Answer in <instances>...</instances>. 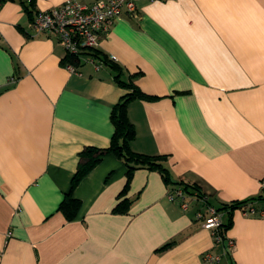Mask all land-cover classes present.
<instances>
[{
	"label": "crops",
	"instance_id": "0c3cea01",
	"mask_svg": "<svg viewBox=\"0 0 264 264\" xmlns=\"http://www.w3.org/2000/svg\"><path fill=\"white\" fill-rule=\"evenodd\" d=\"M64 1L35 0L34 9ZM136 7L99 40L116 69L81 63L75 73L19 2L0 7V264H207L205 252H227L195 220L200 202L183 211L158 171L128 180L112 154L75 187L76 217L58 211L80 152L109 146L127 85L145 97L126 105L134 153L165 157L170 181L196 185L216 208L261 195L264 0ZM221 219L234 247L217 264H264V218L236 209Z\"/></svg>",
	"mask_w": 264,
	"mask_h": 264
},
{
	"label": "built area",
	"instance_id": "2783aa9c",
	"mask_svg": "<svg viewBox=\"0 0 264 264\" xmlns=\"http://www.w3.org/2000/svg\"><path fill=\"white\" fill-rule=\"evenodd\" d=\"M137 1L139 0H94L91 4H82L75 0H67L57 7L37 11L31 24L32 30L34 34L53 36L62 47L65 56L77 59L80 64H91L97 70L102 62L94 58L92 53L97 49L99 40L108 34L115 19L122 12L128 16L136 14ZM107 58L115 61L113 56ZM65 68L73 73L77 71L71 64H67ZM260 191L264 196L263 181L260 182ZM166 196L169 201H177L183 211L192 201L196 200L203 204L206 199L202 197L197 200L195 195L188 196L181 189L168 190ZM238 211L243 217L264 218V209H257L252 203L240 207ZM221 218L222 214L210 206H205L204 210H198L195 214V220L200 223L203 230L209 231L215 244L225 243L226 254L232 250L234 242L226 237V232L221 231ZM223 255L205 252L202 258L207 264H217L221 262Z\"/></svg>",
	"mask_w": 264,
	"mask_h": 264
},
{
	"label": "trees",
	"instance_id": "16d2710c",
	"mask_svg": "<svg viewBox=\"0 0 264 264\" xmlns=\"http://www.w3.org/2000/svg\"><path fill=\"white\" fill-rule=\"evenodd\" d=\"M8 1L19 2L23 6L24 11L30 15L31 21H33V17L36 14V11L34 9L35 0H0V7ZM92 55L103 64L116 69L113 62L108 60L106 56L101 55L97 51V49L92 53ZM62 63L64 66H66L67 64H71L76 68L80 65L77 59L70 56H65ZM127 86L131 89V92L122 97L120 101L114 106L111 112L110 120L113 125L114 132L112 137L110 138L109 146L106 149L86 147L79 154L80 161L77 171L71 180L69 191L64 195V198L58 207V211L63 214L64 218L67 221H71L76 217L80 207L79 200L75 199L72 195L75 187L97 164L101 162V160L107 154L114 155L117 159L124 163V165L127 167L128 180L134 170L139 168H147L150 170L158 171L162 175L164 180L170 183V186L168 187L169 190L181 189L188 196L195 195L197 200L205 197V202L203 204L201 203L202 208L200 210H204L205 206H210L215 208L217 212H220L222 216L224 214L228 217H231L232 213L236 209H239L240 207H243L248 203L254 204L257 209H264V196L262 195L247 201H236L232 204L223 205L222 207L216 208L209 203L208 197L196 185H190L183 182L172 183L169 179L168 171L163 164L165 157L147 156L134 153L130 148V144L134 140L135 130L133 125L128 120L126 114V105L129 101L137 98L144 99L145 97L137 89L131 87V85ZM195 202L198 201L195 200ZM120 206L121 204L116 209H120ZM228 227L229 224L222 222L221 231L227 232ZM230 264H233V262H230Z\"/></svg>",
	"mask_w": 264,
	"mask_h": 264
}]
</instances>
